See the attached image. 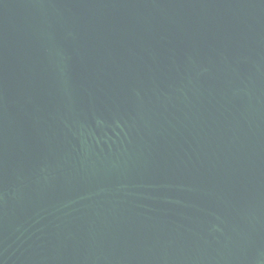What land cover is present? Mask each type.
<instances>
[{
	"label": "water",
	"instance_id": "obj_1",
	"mask_svg": "<svg viewBox=\"0 0 264 264\" xmlns=\"http://www.w3.org/2000/svg\"><path fill=\"white\" fill-rule=\"evenodd\" d=\"M0 264H264V0H0Z\"/></svg>",
	"mask_w": 264,
	"mask_h": 264
}]
</instances>
